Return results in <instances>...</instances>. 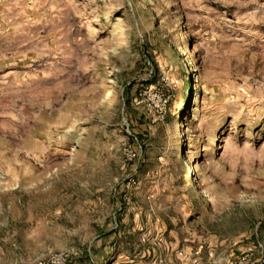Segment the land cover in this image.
<instances>
[{
	"label": "rangeland",
	"instance_id": "rangeland-1",
	"mask_svg": "<svg viewBox=\"0 0 264 264\" xmlns=\"http://www.w3.org/2000/svg\"><path fill=\"white\" fill-rule=\"evenodd\" d=\"M47 255L264 264V0H0V264Z\"/></svg>",
	"mask_w": 264,
	"mask_h": 264
},
{
	"label": "built area",
	"instance_id": "built-area-1",
	"mask_svg": "<svg viewBox=\"0 0 264 264\" xmlns=\"http://www.w3.org/2000/svg\"><path fill=\"white\" fill-rule=\"evenodd\" d=\"M36 264H69V262L61 255H47L40 258Z\"/></svg>",
	"mask_w": 264,
	"mask_h": 264
},
{
	"label": "bare ground",
	"instance_id": "bare-ground-1",
	"mask_svg": "<svg viewBox=\"0 0 264 264\" xmlns=\"http://www.w3.org/2000/svg\"><path fill=\"white\" fill-rule=\"evenodd\" d=\"M191 190L194 191V190H195V187H192ZM203 200H204V199L202 198L201 201H203Z\"/></svg>",
	"mask_w": 264,
	"mask_h": 264
}]
</instances>
